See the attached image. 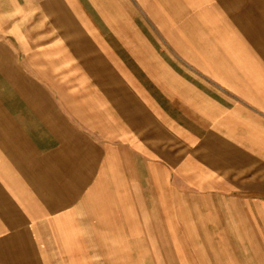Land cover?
<instances>
[{"label": "crops", "instance_id": "crops-1", "mask_svg": "<svg viewBox=\"0 0 264 264\" xmlns=\"http://www.w3.org/2000/svg\"><path fill=\"white\" fill-rule=\"evenodd\" d=\"M261 248L264 0H0V264Z\"/></svg>", "mask_w": 264, "mask_h": 264}, {"label": "rangeland", "instance_id": "rangeland-1", "mask_svg": "<svg viewBox=\"0 0 264 264\" xmlns=\"http://www.w3.org/2000/svg\"><path fill=\"white\" fill-rule=\"evenodd\" d=\"M194 240H197V239H192V238H189V243H190V245L193 243V241ZM234 240V239H233ZM204 242L206 243V239L204 240ZM185 245H187L186 243H185ZM191 248V247H190ZM202 249V248H201ZM203 249H205V248H203ZM260 261H262V262H264V248H261L260 249ZM201 260H207V258L204 256V258H202ZM214 260H216V261H225L226 259H225V255L224 254H222L221 252H220V255L219 254H215L214 255Z\"/></svg>", "mask_w": 264, "mask_h": 264}]
</instances>
